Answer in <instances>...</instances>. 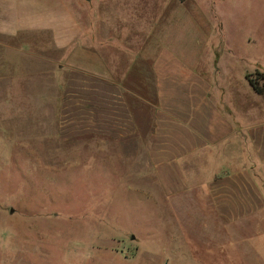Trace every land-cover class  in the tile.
<instances>
[{
    "label": "rangeland",
    "instance_id": "obj_1",
    "mask_svg": "<svg viewBox=\"0 0 264 264\" xmlns=\"http://www.w3.org/2000/svg\"><path fill=\"white\" fill-rule=\"evenodd\" d=\"M38 1L39 29L0 22V264H264L262 233L234 242L223 222L176 213L138 189L117 144L62 132L64 55L52 47L54 17L85 42L92 15L95 34L106 25L104 48L94 47L109 66L128 64L112 45L166 49L189 64L228 49L220 64L237 97L257 100L246 75L264 72V0ZM144 94L152 100V90Z\"/></svg>",
    "mask_w": 264,
    "mask_h": 264
},
{
    "label": "crops",
    "instance_id": "obj_2",
    "mask_svg": "<svg viewBox=\"0 0 264 264\" xmlns=\"http://www.w3.org/2000/svg\"><path fill=\"white\" fill-rule=\"evenodd\" d=\"M6 2L0 20L5 28L39 29L38 0ZM53 22L52 47L64 55L62 132L117 144L123 159L118 163L138 189L143 183L150 198L163 196L173 208L182 209L176 213L201 215L203 224L207 216L206 223L218 222V227L223 222L234 242L247 241L253 230L264 241V92L257 93L249 83L259 99L237 97L228 67L220 64L229 50H216L199 64H189L166 49L111 43L128 64L109 66L94 47L104 48L106 25L101 36L95 34L89 16L83 42L81 32L70 33L62 18ZM129 33L136 36L135 30ZM150 90L151 101L144 94ZM130 101L150 111L147 121Z\"/></svg>",
    "mask_w": 264,
    "mask_h": 264
},
{
    "label": "trees",
    "instance_id": "obj_3",
    "mask_svg": "<svg viewBox=\"0 0 264 264\" xmlns=\"http://www.w3.org/2000/svg\"><path fill=\"white\" fill-rule=\"evenodd\" d=\"M249 83L252 85L254 91H256L257 93H263L264 92V73H256V77L255 78H250L249 75H246ZM260 80H262V82L260 83Z\"/></svg>",
    "mask_w": 264,
    "mask_h": 264
}]
</instances>
